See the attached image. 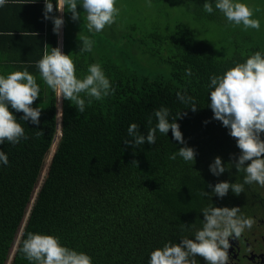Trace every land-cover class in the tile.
I'll use <instances>...</instances> for the list:
<instances>
[{
	"label": "trees",
	"instance_id": "obj_1",
	"mask_svg": "<svg viewBox=\"0 0 264 264\" xmlns=\"http://www.w3.org/2000/svg\"><path fill=\"white\" fill-rule=\"evenodd\" d=\"M180 1L188 14H194L190 23L224 21V13L215 8L216 0H207L214 9L211 14L203 9L205 0H167V7L176 8ZM52 2L54 11L49 15L58 16L56 0ZM77 9L80 20L75 23L69 21L67 7L62 14V52L71 55L79 79L88 74L90 65L100 64L114 91L101 100L93 99L90 105L81 93L86 101L83 113L70 101L61 100V139L46 177L43 172L57 134L56 93L44 82L37 63L45 44L49 53L58 45L52 20H45L42 33L19 38L26 49L21 67L8 71L0 66V75L25 69L34 75L40 93L32 107L42 109L40 123L35 125L21 121L23 112L9 105L28 139L15 145L0 144L9 160L7 165L0 163V264H7L15 246L8 264H31L20 251L29 232L57 236L63 246L88 254L93 264H149L150 254L157 248L194 238L202 228L204 208L235 207L239 196L252 185L245 184L239 195L231 189L223 198L212 193L221 181L243 183L245 172H237L231 165L220 176L209 170L215 157L227 165L240 154L229 129L213 119L208 105L214 89L209 85L213 75L222 76L255 52L264 54V49L239 31L215 50L199 42L192 24L184 19L158 34L137 33L127 27L124 32L112 28L115 32L104 31L100 37L82 36V0H77ZM82 37L96 38L91 52H80ZM36 46L38 60L31 52ZM186 69H191L190 76ZM178 92L194 98L196 112L177 98ZM161 107L170 110V122L181 112L183 118L176 122L187 146L196 151L194 164L179 155L170 159L185 146L173 138L171 130L167 135L157 130L152 145L124 143L133 139L127 131L133 123L146 136L158 123L155 111ZM203 190L209 195H201Z\"/></svg>",
	"mask_w": 264,
	"mask_h": 264
},
{
	"label": "clouds",
	"instance_id": "obj_2",
	"mask_svg": "<svg viewBox=\"0 0 264 264\" xmlns=\"http://www.w3.org/2000/svg\"><path fill=\"white\" fill-rule=\"evenodd\" d=\"M6 3L7 0H0V7ZM65 7L71 13L73 21L80 20L77 0H56L55 11L61 13L60 16H50L54 11L53 2L44 0V19L52 20L53 32L58 36L65 23L62 15ZM82 8L87 14L89 31L101 32L106 25H112L119 14L116 0H82ZM215 8L223 12L229 22L242 24L245 29L260 28V21L252 18L253 9L245 3L237 0H216ZM203 9L208 14L214 11L212 4L207 0ZM80 41V52L92 51L93 41L90 38L82 37ZM44 47L43 57L37 66L44 82L56 93L60 101H70L78 112L83 113L86 101L81 97V93L86 94L89 98L87 103L90 105L93 99L101 100L110 91H114L98 63L89 66L88 74L83 79L77 78L76 65L71 55L62 52V40L61 47H51L50 53L47 50L48 45L45 44ZM185 71L186 75H191V69ZM209 87L214 89L210 92L211 103L208 105L213 112V119L229 129V135L236 140L240 149L239 156L227 165L221 157H215L214 162L209 165V170L213 175L220 176L230 170L228 165H231L237 172H245L243 183L221 181L215 184L212 193L223 198L230 189L236 195L244 192L245 184L257 183L264 187V54L257 51L244 63H237L222 76L213 75L210 77ZM39 93L36 78L27 69L13 71L7 76L0 75V144L7 141L15 145L21 139H28L25 129L9 110V105L16 112H23L21 121L30 120L32 124L39 125L42 109L32 107ZM177 98L182 103L189 104L187 108H191L193 112L197 111L193 97L178 92ZM57 115L62 117V110H58ZM155 116L158 123L148 129L146 136L139 132L137 124H131L127 131L133 139L125 140L124 143L131 147L145 143L152 145L156 141L157 130L165 135L171 130L173 138L185 146L173 153L170 159L175 160L179 155L185 162L194 164L196 151L187 146L180 125L176 122L178 118H183L181 112L172 117L171 122L168 108L161 107L156 110ZM0 163H9L8 156L2 150ZM133 163L137 164L136 161ZM201 195L208 196L209 193L203 190ZM202 213V228L196 231L194 238L185 237L180 243L169 242L164 244L163 248H157L150 254L149 264H199L197 257L203 258L206 264H229L230 239L240 238L246 229L250 230L255 225V219L241 214L240 207L209 206L204 208ZM20 251L31 264H93L88 254L63 246L60 238L53 235L29 232Z\"/></svg>",
	"mask_w": 264,
	"mask_h": 264
},
{
	"label": "rangeland",
	"instance_id": "obj_3",
	"mask_svg": "<svg viewBox=\"0 0 264 264\" xmlns=\"http://www.w3.org/2000/svg\"><path fill=\"white\" fill-rule=\"evenodd\" d=\"M238 2L245 3L253 9L252 18L260 21L259 30L253 28L245 29L242 24L236 25L234 22H229L224 14L222 16L224 21L221 24H214L210 22L190 23L189 20L194 16V14H188L184 10L181 1L176 8H168L167 0H116V7L119 9V14L112 25H106L101 32H96L95 30L89 31L88 21L86 19L87 14L83 10L82 14H84L85 20L84 24L81 25L80 33L83 34L82 36L85 35L90 37L99 34L100 37V34L104 31H114L113 29H116L118 32H124L128 27L136 29L137 33L155 32L158 34L162 33L165 29L166 32L169 31L170 28H172V25L170 24L176 22L178 19H184L185 22L192 24L191 28L194 31L196 39L199 42L209 44L215 50H218L219 47L223 46L230 40H233L235 38V34L239 31L244 34H248L252 42L259 44L261 48L264 49V0H240ZM69 21L71 23H75V21L71 19V13ZM85 29L88 31L87 33L85 32ZM170 32H172V30ZM61 40L62 29L60 35L58 36L57 46L61 47ZM91 40H96V38L92 37ZM97 42L99 41L97 40ZM133 51L135 53V50ZM139 56L140 58L142 57L140 52ZM58 106L59 110H62V101L57 98L56 115ZM61 122L62 117L60 116L52 151L57 149L58 143L61 139ZM45 171L46 168L44 169L43 175ZM11 255L8 262H10Z\"/></svg>",
	"mask_w": 264,
	"mask_h": 264
},
{
	"label": "crops",
	"instance_id": "obj_4",
	"mask_svg": "<svg viewBox=\"0 0 264 264\" xmlns=\"http://www.w3.org/2000/svg\"><path fill=\"white\" fill-rule=\"evenodd\" d=\"M45 20L44 0H7L6 5L0 7V66L9 71L8 68L23 65L26 49L19 38L39 34ZM37 47L31 51L36 60L40 57ZM42 51L44 54L45 47Z\"/></svg>",
	"mask_w": 264,
	"mask_h": 264
},
{
	"label": "flooded vegetation",
	"instance_id": "obj_5",
	"mask_svg": "<svg viewBox=\"0 0 264 264\" xmlns=\"http://www.w3.org/2000/svg\"><path fill=\"white\" fill-rule=\"evenodd\" d=\"M235 207L256 223L237 240L230 239L229 264H264V187L253 183L239 196ZM197 259L199 264H206L203 258Z\"/></svg>",
	"mask_w": 264,
	"mask_h": 264
},
{
	"label": "water",
	"instance_id": "obj_6",
	"mask_svg": "<svg viewBox=\"0 0 264 264\" xmlns=\"http://www.w3.org/2000/svg\"><path fill=\"white\" fill-rule=\"evenodd\" d=\"M56 97H57V95H56ZM56 100H57V98H56ZM56 119H57V118H56ZM52 147H53V146H52ZM55 151H56V150L51 151V154H50L49 159H48V161H47V166H46V171H45V176H46V177H47V175H48L49 166H50V164H51V161H52V158H53V156H54V154H55ZM39 189H40V188H39ZM39 189H37L36 194L39 192ZM34 199H36V196L34 197ZM34 201H35V200H34ZM26 223H27V218L25 219L24 224L22 225V230H21V232L19 233L17 243H18V241H20V238H21V236H22V233H23V230H24V228H25V226H26ZM16 249H17V246H15L14 249H13V252H12V255H11V259H10V262L12 261V259H13V257H14V254H15V252H16Z\"/></svg>",
	"mask_w": 264,
	"mask_h": 264
},
{
	"label": "bare ground",
	"instance_id": "obj_7",
	"mask_svg": "<svg viewBox=\"0 0 264 264\" xmlns=\"http://www.w3.org/2000/svg\"><path fill=\"white\" fill-rule=\"evenodd\" d=\"M59 110V106L57 107V112ZM59 118H60V115H57V129H58V125H59Z\"/></svg>",
	"mask_w": 264,
	"mask_h": 264
}]
</instances>
